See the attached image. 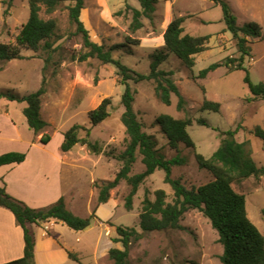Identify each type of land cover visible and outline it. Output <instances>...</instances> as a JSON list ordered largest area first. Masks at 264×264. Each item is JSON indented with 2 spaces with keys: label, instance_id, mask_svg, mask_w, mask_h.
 <instances>
[{
  "label": "rangeland",
  "instance_id": "rangeland-1",
  "mask_svg": "<svg viewBox=\"0 0 264 264\" xmlns=\"http://www.w3.org/2000/svg\"><path fill=\"white\" fill-rule=\"evenodd\" d=\"M227 1L240 25L257 21L264 33V0ZM29 2L30 0H13L9 6L7 0H0V42H16L23 24L30 16ZM70 4V1H65L52 13H47L45 6L42 7L41 16L45 19L55 18L58 23V32L53 39L56 49L53 51L52 61L46 63L48 53L43 48L38 51L22 48L24 58L0 62V91L25 95L37 90L45 78L47 91L42 100V115L48 125L36 137L41 139L43 134H50L53 137L52 148L59 146L64 132L75 123L91 129L90 139L98 143L102 152L93 153L86 145L78 143L70 152H66L65 160L66 163L76 162L79 166L73 168L71 175L74 178H70L74 181V189L82 195L81 213L83 217H87L91 215L87 204L93 202L92 211L96 209V204L100 205L97 201L98 189L94 183L115 179L123 166L118 155L126 149L129 135L121 120L125 110L121 102L125 85L120 82L116 66L103 63L96 57H90L86 61L72 58L73 54H80L86 49L82 44V35L76 32V26L70 20ZM130 6L141 9L139 0H85L80 17L94 42L104 45L106 49L113 48L115 58L139 72L149 73L152 54L164 47V32L174 17H185L184 33L210 35L206 50L195 55L196 65L193 71L174 53H169L160 66L161 69L174 72V80L187 100L189 114L195 119L189 132L196 143V149L183 143L180 145V155L186 161L173 167L172 177L180 179L187 188L213 180V174L200 167L196 152L210 157L221 144L222 132L237 127V140H249L254 160L258 166H264V141L252 132L257 125L264 128V100L248 99L250 89L244 81L246 72L231 71L228 67L221 66L206 78H194V75H198L201 69L210 64L221 62L227 56L240 55L236 40L226 28L222 8L211 0H159L154 19L143 17L144 26L133 32L130 28L133 19ZM128 38H133L138 43H132ZM120 44L126 46L115 47ZM249 45L252 51L246 57L245 65L252 80L258 83L264 81V35L251 41ZM130 84L136 91L134 108L143 123V129L155 135L159 150L167 158L176 156L177 151L170 147L168 138L156 119L164 113L178 118L186 116V112L177 107L178 96L173 94L172 103L167 105L156 94L154 80L138 83L130 81ZM107 97L111 98L110 116L94 126L89 112ZM206 98L221 102V111H202L201 105ZM5 104H8L6 107L17 122L21 124L22 120H26L22 112L26 102L2 98L0 109L5 108ZM199 118H205L209 126L199 124ZM29 134L33 135L34 132L29 129ZM79 136L85 137L86 131L79 129ZM144 169L142 155L138 152L130 175ZM165 176V171L158 169L140 184L133 199L132 210L125 206V198L131 185L127 180H122L111 190L109 201L116 210L113 219L108 222L142 231L139 225L140 212L146 195L154 200L155 191L162 188L167 192V201L174 202L175 191L171 184L165 182ZM233 186L246 195L249 217L264 234V175L260 178L248 177L233 183ZM93 187L95 193L92 196ZM180 223L183 228L146 232L140 240L133 241L130 246L132 264H223L220 259L223 245L219 241V234L202 211H186ZM110 228L113 235H117V231L111 226ZM100 229L101 227L95 229L96 236ZM109 240L111 238L103 230L99 256ZM113 245L123 248L121 242H113ZM88 253L84 257V263L95 264L94 249ZM103 264H112V261L105 257Z\"/></svg>",
  "mask_w": 264,
  "mask_h": 264
},
{
  "label": "trees",
  "instance_id": "trees-1",
  "mask_svg": "<svg viewBox=\"0 0 264 264\" xmlns=\"http://www.w3.org/2000/svg\"><path fill=\"white\" fill-rule=\"evenodd\" d=\"M11 6L13 0H7ZM65 1H70L68 6L71 22L76 26V32L82 35V44L86 51L80 54H73V60L86 61L90 57H96L103 63L114 64L120 82L125 85L121 102L124 112L121 120L126 127L129 141L126 149L118 155L123 161V166L116 174L114 180H102L95 182L98 189V204L107 203L111 197V190L119 185L122 180H127L131 185L129 194L125 198V206L128 210L133 209V199L140 184L156 170L165 171V182L171 184L175 191L174 202L167 201V192L159 188L155 191V199L148 195L143 200V207L140 212V227L117 225L118 237L115 242H121L123 248L112 247L109 250V257L112 264H132L130 260V246L133 241L140 240L144 233L154 230H167L169 228H183L180 221L184 213L190 209H198L209 218L212 226L219 234V241L223 245V253L220 259L223 264H264V234L259 227L251 220L247 210V197L244 193L237 191L233 183L240 182L248 177L260 178L264 175V166H258L252 156V147L249 140L238 141L236 134L239 127L222 132L223 138L219 147L210 157L196 152V159L201 168L210 171L214 179L202 184L187 188L180 179L172 177L173 167L185 163V158L180 155V145L196 149V143L192 138L189 127L195 119L189 114L187 100L180 92L174 80V72L161 69V64L166 61L169 53L176 54L192 71L196 65L195 55L206 50L210 35H193L184 33V16H176L168 24L164 32L165 45L152 54L149 73L139 72L122 60L113 56L112 49H106L102 44L94 42L81 19V11L85 7V0H30V16L17 36L14 43L0 42V62L13 59H22L25 56L21 53L22 48L38 51L43 48L48 56L46 63L53 59L54 37L58 32V23L55 18L45 19L41 16L42 7L45 6L47 13L57 10ZM141 9L131 7L132 23L130 28L133 32L144 26L143 17L151 20L157 9L159 0H139ZM223 10V20L227 30L231 31L240 55L238 57L227 56L221 62H214L200 70L194 78H206L208 74L221 66L228 67L231 71L244 70L246 75L244 81L250 89V101L261 98L264 100V81L255 83L245 65V59L250 56L252 48L249 43L263 37V28L257 21H251L240 25L230 3L227 0H211ZM121 12V11H120ZM119 12V13H120ZM132 40L133 38H128ZM130 42V41H129ZM135 43V42H132ZM126 46L120 44L115 47ZM47 64H45L46 68ZM144 80L156 82V94L160 100L170 105L172 95L178 96L177 107L180 111L186 112L185 117H175L164 113L157 117L156 123L168 138L169 145L177 151V155L167 158L158 148V140L155 135L143 129V123L139 120L134 108L136 91L130 84ZM46 80L43 79L41 86L28 94L20 95L11 91H0V99L7 98L12 101L26 102L23 113L27 119L29 128L35 134H40L48 125L42 115V100L47 89ZM204 89V87H203ZM205 90V89H204ZM111 98H105L101 104L89 112L92 125H98L110 116L109 107ZM221 102L204 99L202 111H221ZM201 125L209 126L205 118L197 119ZM79 129L86 131L85 137L79 136ZM218 129V128H214ZM252 132L255 136L264 141V128L257 125ZM91 129L75 123L66 132L61 144L63 152L72 150L78 143L86 145L93 153H101L102 149L97 142L90 139ZM52 139L50 134H43L41 142L48 144ZM142 155V162L145 169L134 175H130L134 163L137 160V153ZM26 159L25 152L9 151L0 154V167L11 163H21ZM0 206L9 209L15 215L17 224L24 230L25 248L24 255L16 260L3 264H36L35 262V235L31 229L32 224L42 225L51 220L65 223L74 230H84L91 226L96 217V209L93 214L82 217L75 214L67 205L65 198L46 207L34 208L25 202L9 194L4 186H0ZM71 258L80 262L79 257L69 252Z\"/></svg>",
  "mask_w": 264,
  "mask_h": 264
},
{
  "label": "crops",
  "instance_id": "crops-1",
  "mask_svg": "<svg viewBox=\"0 0 264 264\" xmlns=\"http://www.w3.org/2000/svg\"><path fill=\"white\" fill-rule=\"evenodd\" d=\"M6 106L8 107V104L0 109V154L9 151L25 152L26 159L21 163L0 167V186H4L9 194L34 208L46 207L63 197L68 207L75 214L83 217L82 195L74 189V181L71 180L74 178L71 171L79 166L75 164L76 162L65 161L66 152L61 149L64 135L56 148L51 147L53 137L48 144H43L35 133L29 134L27 119L22 120L20 124L12 117ZM94 193L93 187L92 196ZM86 206L89 208L88 212L93 214V202ZM95 208L96 217L91 226L84 230H74L54 219L42 225L32 224L31 229L36 240V264H86L83 261L84 257L92 248L95 264H103L105 257L110 259L109 250L118 247L113 245L114 238L118 237V234L113 235L110 226L116 230V225L110 224L108 220L113 219L116 209L110 201L96 204ZM97 227L101 229L96 236ZM103 230L111 240L107 242L102 255L99 256ZM24 248L23 228L17 224L13 212L0 206V264L21 258L24 255ZM69 252L75 253L80 262L71 258Z\"/></svg>",
  "mask_w": 264,
  "mask_h": 264
}]
</instances>
